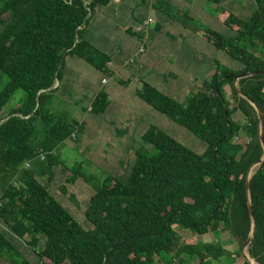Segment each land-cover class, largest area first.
<instances>
[{"label": "trees", "instance_id": "obj_1", "mask_svg": "<svg viewBox=\"0 0 264 264\" xmlns=\"http://www.w3.org/2000/svg\"><path fill=\"white\" fill-rule=\"evenodd\" d=\"M111 1L0 0V221L31 248L38 264H154L163 254L186 256L195 264H222L227 258L251 264L241 252L253 228L251 201L256 228L248 251L264 264V162L248 180L252 166L264 156L258 111L249 102L262 113L264 136V75L239 80V90L249 100L233 80L241 72L264 71V0H254L256 10L249 19L231 3L219 12L218 4L216 18L234 37L208 28L204 39L243 68L236 72L216 60L213 72L186 103L143 78L118 74L111 56L86 39L91 16ZM167 7L166 0H155L152 6L160 13ZM158 29L160 25L150 30L148 40ZM128 33L140 42L146 37L139 29ZM69 56L87 62L103 77L115 78L207 144L206 152L198 155L151 126L143 139L153 154H138L127 180L109 176L100 187L93 186L95 195L86 212L94 226L90 231L49 190L54 169L61 165L59 147L84 129V123L50 109ZM18 91L24 93L19 106L2 117ZM109 104L102 90L90 112L101 115ZM236 113L243 115L244 125L235 120ZM241 132L246 142H236ZM68 171L67 184L83 178L91 185L78 170ZM60 190L77 202L66 185ZM218 230L231 235L236 251L197 239ZM6 231L0 227L1 262L32 264ZM183 231L191 236L183 237Z\"/></svg>", "mask_w": 264, "mask_h": 264}, {"label": "rangeland", "instance_id": "obj_2", "mask_svg": "<svg viewBox=\"0 0 264 264\" xmlns=\"http://www.w3.org/2000/svg\"><path fill=\"white\" fill-rule=\"evenodd\" d=\"M153 1L155 2V0ZM136 2H140V0H126L120 5L123 14L121 15V20L117 22V28L111 32L117 41L121 40L122 45L129 40V36L125 31L122 32L123 27L127 23L125 12L128 8H132ZM218 4H222V8L218 10L219 12H222L223 8H229L231 6L244 19H249L256 10V4L253 0H236L228 4L230 6L222 0L216 3L214 0H171L169 7L166 8V13L155 11L152 8V3L150 8L153 11L151 13L149 11V16L153 18L151 30L155 29L157 25H160V29L155 31L153 39L148 40L144 38V44L147 41L149 44L147 52L145 53L146 55H144L147 56V61H153L155 66L153 65L154 67L151 70L138 68L133 72V75L148 79V75L153 74L156 69H161L163 63L166 64V67H162V71L167 72L162 79L167 82V88L163 92L180 103H186L190 97V92L185 94L184 88L178 85L177 82L172 81L169 72H178V69L183 68L185 64L188 67V72H192L194 69L195 73L201 75L200 77L203 78L212 68H215L214 62L216 60L231 70L239 72L243 68L239 61L231 58L224 51L216 49L204 39L205 30L208 28L216 30L226 37H234L231 29L223 23H220L216 18ZM112 6L108 9H100L98 11V17L93 14L86 28V32L87 30L92 31L94 29L96 19L100 20L102 17L110 18L113 16L118 18L122 11L118 12L116 5ZM138 28L142 31L141 25L138 24ZM96 34H99L98 30ZM167 34L173 35L174 38L169 37ZM130 37L136 39L132 36ZM137 42L139 43L138 49H140L141 42L139 40ZM163 43L172 45V50L169 51V48L165 50ZM74 58L78 57L74 56ZM138 60L139 58L137 57L130 64L133 65ZM121 61L122 63L124 62L123 59ZM180 62L183 64L181 65ZM125 74L131 75L130 72H125ZM104 77L109 81L108 89L114 91L125 90L119 87L115 78ZM84 88V83L81 89L79 87L76 89V86L72 89L62 87L58 93L54 94L53 100L51 101V110L58 115H66L69 118L79 121L81 124L84 123V129L83 131H78L75 138L67 140L59 147L57 153L61 165L54 169L55 178L49 185V190L72 213L80 225L85 230L90 231L94 229V226L87 221L86 212L92 196L95 195L93 186L100 187L109 176L127 180L137 162L138 154L144 156L153 154L152 147L145 143L143 139L151 126L165 131L198 155H203L206 152L207 144L186 128L150 107L138 96L136 100L140 105L133 106L128 103L129 108L133 110L129 116H127V113L121 112L122 108H118L115 103L118 99L117 94H113L114 106L108 112L101 115L84 112L82 108H88L91 106L90 103H92L90 93ZM23 97L24 93L18 91L4 107L1 116H7L13 108H17ZM234 118L242 125L246 123L243 115L240 113H236ZM126 119H129V122H126ZM122 127V132L121 129L116 130V128ZM115 130L118 136H115ZM237 140L244 142L246 140L245 134L241 132ZM68 170H78L81 175L88 178L91 185L83 178L78 179L74 185L67 184L66 179L69 177ZM40 181L45 183L42 179ZM65 185L69 193L75 194L77 202L69 199L70 194L66 195L61 192V187ZM6 234L12 244L24 254L28 261L32 264H38V257L23 240L13 235L9 230L6 231ZM181 234L183 237L191 236V233L188 231H183ZM197 239L199 242L206 243L219 242L226 249L233 252L238 249L231 235L222 230L211 231L205 236H197ZM43 243L44 240L42 239L41 246ZM242 261V258H234L230 261L227 258L222 264H239ZM0 264L4 263L0 260ZM154 264H195V262L190 261L186 256L172 259V256L163 254L156 257Z\"/></svg>", "mask_w": 264, "mask_h": 264}, {"label": "crops", "instance_id": "obj_3", "mask_svg": "<svg viewBox=\"0 0 264 264\" xmlns=\"http://www.w3.org/2000/svg\"><path fill=\"white\" fill-rule=\"evenodd\" d=\"M124 1L126 0H113L106 6L98 7L95 12L96 17H98V11H100V9H105V8L108 9L110 7H113L112 5H116L117 11L118 12L122 11V13H120L118 18L116 16H113L110 18L102 17L100 20L96 19V25L94 26V29L92 31L87 30L86 39L94 46H96L97 48H99L100 50L104 51L105 53L111 56L113 60V69L117 70L118 74H121L127 78H133V77H138L133 75V72H135L138 68L151 70L153 69L152 67L155 66L153 61L151 60L147 61L146 59L147 56H145L146 52L144 53L145 55L142 54L138 56L139 60L135 64L133 65L130 64V59L138 54L139 43L137 42V40H139V38L128 33V30L132 28L139 29L138 24L142 25L143 21L149 16V11L150 13L153 11V9H151L150 6L152 5V3H154V1L152 0L150 2V0H147L145 3H142V0H140V2H136L132 8H128L126 10L125 17L127 19V23L123 27L122 32L125 31V33L129 36V40L125 42L124 45H122L121 40L117 41V39L115 38V36L112 35L111 32L117 28V22L121 20V15L123 14V10H121L120 5H122ZM166 1H168L169 3L171 0H166ZM222 1H224L225 3H231L236 0H222ZM97 30L99 31V34H96ZM167 35L169 37L174 38V36L171 34H167ZM130 36L136 38L137 40L131 38ZM163 48L165 50H168L169 48V51H171L172 45H169L168 43H163ZM122 59L124 60L125 63L124 62L122 63L121 61ZM180 64L182 65L183 63L180 62ZM163 66L166 67V64L163 63L162 67ZM162 67L161 69H156L153 74L148 75L147 77L148 79H144V80L148 81L149 83H151L152 85H154L156 88H158L163 92V90L167 88V82L166 80H162V79L164 77V74H166L167 72H163ZM214 69L215 68H212L211 71L205 77L202 78L200 77L201 75L195 73L194 69L192 70V72H188V67L184 64L183 68L178 69V72L171 71L169 72V74H171L170 76L172 77V81L177 82L178 85H181L184 88V93L187 94L188 92H191L193 89L198 88L201 84V81L206 79L213 72ZM125 72H130L131 75H126ZM104 79L106 78L103 77L100 72L94 69L87 62L79 58H74V56H69L67 57L66 65L62 72V78L60 81H57L54 87L56 88L54 94L58 93L59 89H61L62 87L72 89L74 86H76V89L78 87L81 89L84 83L85 85L84 89L90 93L91 102H92L94 97L100 91L106 89V92L109 95L110 104L104 113L108 112L114 106L113 94H117L118 99L115 101V103L117 104L118 108L119 107L122 108L121 112L127 113V116H129L133 110L132 108H129L128 103L132 104L133 106L140 105L136 100L137 96H135L134 93L131 92L127 87L120 85L118 82L117 83L119 87L124 88L125 90L114 91L108 89L107 86L109 81L107 80V82L104 83L103 82ZM89 108L90 106L88 108L83 107L82 110L84 112H90ZM126 122H129V119H126ZM119 129H121V132L123 131V127L118 129L116 128L117 131ZM116 130H115L116 132L115 136H118ZM239 137L240 135L237 137V139ZM237 139L236 142H241L238 141ZM246 141L247 140H245L244 142Z\"/></svg>", "mask_w": 264, "mask_h": 264}, {"label": "water", "instance_id": "obj_4", "mask_svg": "<svg viewBox=\"0 0 264 264\" xmlns=\"http://www.w3.org/2000/svg\"><path fill=\"white\" fill-rule=\"evenodd\" d=\"M258 75H264V71H258V72H249V71H245V72H241L237 75H235L233 77V80H234V86L239 90V87H238V82L239 80L243 79V78H248V77H252V76H258ZM239 93L242 97L246 98L247 100L248 97H246L240 90H239ZM249 102L256 108V110L258 111V115H259V134H260V139H261V143H262V146L264 148V136H263V130H262V120H263V117H262V113L260 112V110L258 109V107L256 106V104L254 102H252L251 100H249ZM39 105V103H38ZM7 119L3 120V121H6ZM264 162V156L263 158L255 165L252 166L251 170H250V173H249V176H248V180L251 179V177L254 175V173L256 172V169ZM248 186H249V181H248ZM249 209H250V213H251V217H252V220H253V228H252V232L247 240V242L244 244V246L242 247L241 249V252H242V255L251 263V264H259L257 261H255L254 259L251 258L250 254H249V251H248V248L253 240V237H254V231H255V228H256V221L254 219V213H253V210H252V206H251V201L249 203Z\"/></svg>", "mask_w": 264, "mask_h": 264}, {"label": "built area", "instance_id": "obj_5", "mask_svg": "<svg viewBox=\"0 0 264 264\" xmlns=\"http://www.w3.org/2000/svg\"><path fill=\"white\" fill-rule=\"evenodd\" d=\"M152 21H153V18L152 17H148V18H146L144 21H143V23H142V30L145 32V34H146V37L145 38H147V39H149V33H150V30H151V23H152ZM148 42V41H147ZM145 43V41H144V39H143V41L141 42V47H140V49H139V51H138V54L136 55V56H134V57H138V56H140V55H142L143 53H145V50H146V44H144ZM134 57H132L131 59H130V62H132L133 60H134ZM103 82L104 83H106L107 82V80L106 79H104L103 80ZM3 225H2V222L0 221V227L1 228H4V227H2Z\"/></svg>", "mask_w": 264, "mask_h": 264}, {"label": "clouds", "instance_id": "obj_6", "mask_svg": "<svg viewBox=\"0 0 264 264\" xmlns=\"http://www.w3.org/2000/svg\"><path fill=\"white\" fill-rule=\"evenodd\" d=\"M148 18V17H147ZM107 80V79H106ZM55 87V86H54ZM89 109H91V106H90V108ZM76 137V135H73V138H75ZM2 225H3V223H2ZM4 226V225H3ZM5 230H9L7 227H5ZM9 232H11V231H9ZM12 233V232H11ZM13 234V233H12ZM14 235V234H13Z\"/></svg>", "mask_w": 264, "mask_h": 264}]
</instances>
